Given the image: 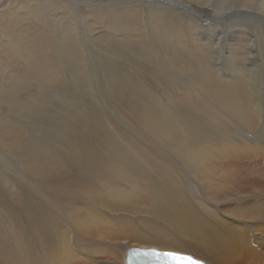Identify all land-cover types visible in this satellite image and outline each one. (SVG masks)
<instances>
[{
  "label": "bare ground",
  "instance_id": "bare-ground-1",
  "mask_svg": "<svg viewBox=\"0 0 264 264\" xmlns=\"http://www.w3.org/2000/svg\"><path fill=\"white\" fill-rule=\"evenodd\" d=\"M51 1L18 0L19 7L15 2L4 4L6 8L0 12L1 24L4 23L0 29L1 55H10L12 68L27 65L28 70L24 71L28 78L29 61L11 52L15 50L14 39L21 40L20 33L12 28L18 24L21 31H27L32 26L23 22L37 17L33 27L37 32L30 35V48L23 52L26 56L33 54L32 60L40 70V77H36L46 84L50 70L59 69L55 53L46 46V26L39 25H45L40 3L49 6ZM207 1L212 2L213 9L209 7L206 23L217 27V36L204 43L196 56L204 67L200 81L203 95L199 89L184 91L180 87L174 110L172 107L173 111L176 109L174 115L153 113L160 132L158 148L145 140L141 144L134 137L129 139L125 131L108 125L94 113L85 118L79 133L91 127L94 134H102L93 148L42 144L23 125L0 121V147L23 159L28 185L24 195L11 182L15 172L0 171L4 183L0 185V223L16 227L13 234L0 224V264H126L129 251L151 248L192 255L209 264L264 261V0ZM109 2L112 8L106 12L110 13L99 14L98 21L105 22L107 15L111 22V17H120L113 9L121 6L113 0ZM141 4H134L127 13L134 21L123 18L138 23ZM66 9L69 12L67 6ZM153 20L159 29H164L161 33H166L172 44L184 45V33L175 27L174 21L166 22L163 14H155ZM158 35L159 32L155 33V40ZM140 36L143 37L141 30ZM100 37L111 42L105 35ZM74 39L70 51L80 64L82 51ZM112 45L104 48L113 53V63L125 66L131 47ZM142 55L143 61L157 65L146 51L142 50ZM168 63L179 65L176 61ZM2 69L0 105L4 101L1 94L14 86L7 82L10 75ZM155 69L151 71L156 72ZM55 79L61 83L60 75ZM113 81L116 88L118 78ZM142 88L146 94L137 103L132 102L137 110L147 102L146 95L151 97L150 90L144 85ZM42 91L45 93L33 91L32 102L40 104L41 97L48 99ZM57 91L60 96L61 89ZM119 104L126 105L127 98ZM163 106L160 102L154 107ZM84 117L73 116L64 123L78 133L73 125L81 124ZM122 120H117L118 125ZM127 141L129 144L120 148L122 151H108L114 142ZM6 187L12 189L11 194H6Z\"/></svg>",
  "mask_w": 264,
  "mask_h": 264
},
{
  "label": "rangeland",
  "instance_id": "rangeland-1",
  "mask_svg": "<svg viewBox=\"0 0 264 264\" xmlns=\"http://www.w3.org/2000/svg\"><path fill=\"white\" fill-rule=\"evenodd\" d=\"M113 1L116 5L121 6L116 10L113 9V11L118 12L120 16L111 17L113 22L110 21V16L108 15L105 16V22H100L96 19V16L99 14L110 13L106 12V9L112 8L109 0H52L49 6H43L42 3H40L43 8L45 25H39L41 28L46 26V46L48 51L55 53L59 68L57 71L50 70L48 77L49 83L47 84L43 83L41 78H37L40 77L38 75L40 70L32 60L33 54H28L26 56L23 52V50L30 48L32 41L30 35L32 33L36 34L37 32V29L33 28L36 24L37 17H31L26 20V23L25 21L23 22L24 24L22 23L23 25L31 24L32 28H29L27 31H21L18 24L14 27L12 26V30L20 33L19 36H21V40L16 41V39H14V48L16 51L13 50L11 52L12 54L21 56L22 59H27V61H29V67L31 66L29 73L32 79L28 78L27 73L24 71L28 70L27 65L23 66L17 64V67L15 66V68H12V59L10 55H1L0 50V65L4 64L0 68V73L1 69L4 67V73L11 76L8 77L10 79L7 82L12 86L14 85L12 89L6 90L1 94V98L4 100L0 105L1 122H9L10 125H23V127L32 134V137L42 144L73 145V148H93L97 145L95 140H99L102 134H94V130H92L91 127H88L87 130L83 131L81 134L79 133L80 128L85 125V118L94 113V116L96 115L95 117L97 118L102 116L108 125H114L116 128L125 131L126 134L129 135V139L134 137L135 139H138V142L141 144H143L145 140L148 143L155 144L157 148L159 147V142L161 141L160 132L154 115H174V112L176 113V109L173 111L175 108L174 98L177 95L180 96V87H184V91L189 89L198 91L199 89L200 95H203L202 86L200 85V81L204 75L203 71H201L203 65H200L196 56L201 53L204 43L209 41L211 37L217 36V27H209L210 25H207L206 23V20H209L210 18L211 9L209 7L212 6L213 9V5L212 2L208 3L207 0H183V2L181 0V2L179 0ZM205 1H207V3ZM17 2L18 0H0V12H3L4 8H6L4 7V4L9 6L14 3V5L19 7L21 2ZM140 2L143 4L138 6L142 9V12L138 17V23L133 24L126 21L123 16L131 21L135 20L134 17L129 15L130 10L134 8V4ZM205 4L208 6H205ZM66 6L69 8V12L67 11ZM173 6L179 7V9ZM193 7L194 10H192ZM92 11H96L97 13L93 15L91 14ZM155 14L158 16L163 14L166 22L174 21L175 27L182 29L184 38H181V40L185 42L184 45L172 44L166 33H161L164 29H159L156 22H154L153 18ZM42 19L43 18L41 17V20ZM1 23L2 21L0 20V29L4 24ZM17 27L18 29H16ZM140 30L143 37L140 36ZM3 31L7 32L8 29H3ZM144 32L146 33V36H144ZM158 32L159 35L155 40V33ZM1 34L0 38H3V32H1ZM102 35L111 39V42L101 38L100 36ZM73 39L78 42L82 51L83 61L80 64L79 60L70 51V44ZM110 43L114 45H112L113 47L120 46V44L131 47L128 52L129 61L125 63V66H115L113 63V53L104 48ZM50 44L52 46H50ZM48 46H50V48H48ZM142 50L146 51L153 62L157 65H149L148 63H150V60H147L149 62H146V60L143 61ZM8 59L9 61L7 62ZM168 61H176L179 65H170ZM145 62L147 64H145ZM191 64H196V66H189ZM181 67H183L184 70L180 69ZM152 68L153 71L154 68H156V72L151 71ZM190 68L194 71H191ZM196 68L197 70H195ZM194 72L197 75L193 74ZM51 75L54 77L50 78ZM56 75H60L61 83H57L55 79ZM117 78L119 81L118 86L114 88L111 83ZM184 79H186L185 82L181 83V80L184 81ZM162 82L165 84H162ZM62 84L65 85V87H62ZM142 85L150 90L152 98L149 97L150 95H146L147 99L145 100H147V102L137 110L133 103L140 101V99L146 94L145 88L143 89ZM52 88H54V90H51ZM173 88L175 90H173ZM40 89L45 91L48 95V99L45 100L41 97L39 99L40 104H38L37 101L32 102L31 94L35 90L37 92H34V94L38 93L41 91ZM58 89H61L60 96H57ZM174 91V94L170 93ZM41 93L42 95L45 94L43 91ZM124 98H127L128 105L119 104ZM181 99L183 100V98ZM148 101H151V103ZM160 102L163 103V107H154L155 103ZM43 104L44 106H42ZM142 108H144V111H142ZM39 109L41 110L40 112ZM79 109H82L81 111L84 112H77L76 110ZM151 109L153 110L152 112ZM88 110L92 112H89ZM184 111H188V113L191 112L190 109H184ZM135 113L137 114L135 115ZM148 114H150L151 117L148 116ZM82 115H85L82 123L79 125H73L76 127L78 133H74L68 129L70 125H67L64 122L73 116ZM194 115L197 114L194 113ZM62 116H65L64 120L62 119ZM138 116L141 117L139 118ZM130 118L133 120L131 121ZM118 119H123V122L119 125V121H117ZM151 121L152 123H150ZM91 130L93 131L92 133ZM112 130L113 129H110V131ZM128 141L123 144L114 142L113 145L108 148V151H113L115 148H125L129 144ZM123 149L120 150L122 151ZM0 151L2 152H0V171H3L5 174L15 172L11 175L12 184L14 181L13 187L15 190L26 195L28 192V185H26V166L23 159L20 155H9V153L3 151L1 147ZM3 184L0 175V185L2 186ZM5 192L9 195L12 193V189L6 187ZM1 225L5 230L12 232L13 234L16 233V227H9L4 224ZM8 241L13 243L10 240Z\"/></svg>",
  "mask_w": 264,
  "mask_h": 264
},
{
  "label": "snow or ice",
  "instance_id": "snow-or-ice-1",
  "mask_svg": "<svg viewBox=\"0 0 264 264\" xmlns=\"http://www.w3.org/2000/svg\"><path fill=\"white\" fill-rule=\"evenodd\" d=\"M169 255H172V256H174L175 258H177V259H191L190 257H188V258H186V257H181V256H179V254H175V253H170Z\"/></svg>",
  "mask_w": 264,
  "mask_h": 264
}]
</instances>
